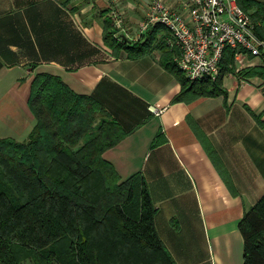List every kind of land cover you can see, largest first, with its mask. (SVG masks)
<instances>
[{
    "label": "crops",
    "instance_id": "crops-1",
    "mask_svg": "<svg viewBox=\"0 0 264 264\" xmlns=\"http://www.w3.org/2000/svg\"><path fill=\"white\" fill-rule=\"evenodd\" d=\"M147 7L148 0H0V136L27 139L35 125L33 80L38 73L61 76L125 130L104 156L123 179L144 178L157 208L156 228L176 263L244 264L239 224L264 195V126L254 115L264 119V77H245L234 62L223 76L227 99L174 102L182 86L160 63L162 50L117 55L104 39L107 20L117 28L120 20L134 34ZM255 23L264 27L262 19ZM155 27L157 41L166 44L163 25L147 32ZM190 118L219 155L236 194Z\"/></svg>",
    "mask_w": 264,
    "mask_h": 264
},
{
    "label": "trees",
    "instance_id": "trees-1",
    "mask_svg": "<svg viewBox=\"0 0 264 264\" xmlns=\"http://www.w3.org/2000/svg\"><path fill=\"white\" fill-rule=\"evenodd\" d=\"M253 20L264 21L261 0H239ZM157 27L143 39L120 40L106 21L105 42L131 57L162 50L160 63L181 83L174 98L194 101L229 92L223 76L232 70L227 49L217 81L191 82L173 60ZM257 32L264 39V27ZM245 77H264V66L246 68ZM29 106L35 125L25 140L0 136V264H177L155 225L157 211L144 178L123 179L104 153L126 134L104 106L73 90L61 76L38 73ZM264 126L262 114L254 113ZM101 119L99 120V118ZM190 122L233 193L236 189L219 155ZM244 264H264V195L240 221Z\"/></svg>",
    "mask_w": 264,
    "mask_h": 264
},
{
    "label": "built area",
    "instance_id": "built-area-1",
    "mask_svg": "<svg viewBox=\"0 0 264 264\" xmlns=\"http://www.w3.org/2000/svg\"><path fill=\"white\" fill-rule=\"evenodd\" d=\"M148 0L146 16L132 34L117 20L116 36L138 41L154 24L167 31V46L191 82L217 81L223 72L225 51L234 52L237 71L264 66V39L251 13L239 0ZM157 111V110H156Z\"/></svg>",
    "mask_w": 264,
    "mask_h": 264
},
{
    "label": "rangeland",
    "instance_id": "rangeland-1",
    "mask_svg": "<svg viewBox=\"0 0 264 264\" xmlns=\"http://www.w3.org/2000/svg\"><path fill=\"white\" fill-rule=\"evenodd\" d=\"M159 50H161V49H159ZM173 52V54L175 55V52L174 51H172ZM101 119V117L99 118V120ZM25 264H31L30 262H28V261H26L25 262Z\"/></svg>",
    "mask_w": 264,
    "mask_h": 264
},
{
    "label": "water",
    "instance_id": "water-1",
    "mask_svg": "<svg viewBox=\"0 0 264 264\" xmlns=\"http://www.w3.org/2000/svg\"><path fill=\"white\" fill-rule=\"evenodd\" d=\"M129 42H130V40H129Z\"/></svg>",
    "mask_w": 264,
    "mask_h": 264
}]
</instances>
